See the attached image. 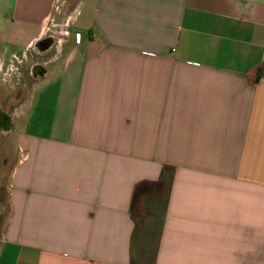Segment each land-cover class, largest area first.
Wrapping results in <instances>:
<instances>
[{"label":"crops","instance_id":"obj_1","mask_svg":"<svg viewBox=\"0 0 264 264\" xmlns=\"http://www.w3.org/2000/svg\"><path fill=\"white\" fill-rule=\"evenodd\" d=\"M57 2L0 0V264H264V0H77L44 54Z\"/></svg>","mask_w":264,"mask_h":264},{"label":"rangeland","instance_id":"obj_2","mask_svg":"<svg viewBox=\"0 0 264 264\" xmlns=\"http://www.w3.org/2000/svg\"><path fill=\"white\" fill-rule=\"evenodd\" d=\"M77 0H58L55 9L51 17L45 23V33L43 37L35 44L38 51H42L44 54H51L62 42L67 38L68 32V20L76 8ZM10 101H2V104L9 105ZM7 108V107H6ZM13 140L14 135L12 133L0 132V143L3 145L2 154L0 155V163L4 160L5 155H13ZM10 166V163L9 165ZM9 167L2 169V172L7 175ZM1 188V186H0ZM3 199V194L0 191V201Z\"/></svg>","mask_w":264,"mask_h":264}]
</instances>
